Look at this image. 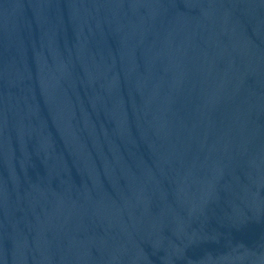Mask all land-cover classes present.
<instances>
[{"label": "water", "instance_id": "1", "mask_svg": "<svg viewBox=\"0 0 264 264\" xmlns=\"http://www.w3.org/2000/svg\"><path fill=\"white\" fill-rule=\"evenodd\" d=\"M0 264H264V0H137L1 64Z\"/></svg>", "mask_w": 264, "mask_h": 264}]
</instances>
